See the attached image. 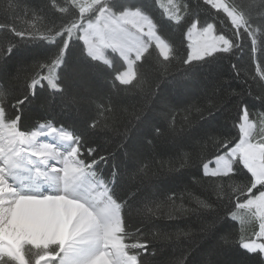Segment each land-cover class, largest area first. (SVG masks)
<instances>
[{"label": "snow or ice", "instance_id": "1", "mask_svg": "<svg viewBox=\"0 0 264 264\" xmlns=\"http://www.w3.org/2000/svg\"><path fill=\"white\" fill-rule=\"evenodd\" d=\"M32 17L48 22H0V31L12 34L0 44V70L14 57L31 60L34 70L20 96L11 80L0 84V264H155L159 235L192 241L170 264H264V111L254 113L248 99L264 110V11L253 17L236 0H46ZM246 45L255 68L243 75L232 61L242 59ZM224 59L244 87L221 81L191 106L207 130L201 124L177 132L169 113L167 125L136 138L163 86ZM109 69L115 91L107 103L93 102L98 115L119 105L116 82L145 99L127 113L114 143L101 138L116 129L92 112L79 128L53 120L25 126L40 90L62 100L91 92L92 75ZM233 102L235 117L226 115ZM185 111L191 127L197 121ZM209 144L211 151H196ZM152 153L168 156L161 167L167 163L178 181L163 199L146 183ZM193 212L202 217L195 231H152L160 219ZM233 254L241 259H224Z\"/></svg>", "mask_w": 264, "mask_h": 264}, {"label": "trees", "instance_id": "2", "mask_svg": "<svg viewBox=\"0 0 264 264\" xmlns=\"http://www.w3.org/2000/svg\"><path fill=\"white\" fill-rule=\"evenodd\" d=\"M195 2V0H193ZM236 2L245 10L250 11L253 17L261 11H264V4L261 0H236ZM12 4V9H9V4ZM46 3V0H0V22H15L17 27H29L31 24L39 26L42 23H47V20H34L32 17V9H38ZM14 13V17H13ZM49 16L52 14L49 12ZM168 35L169 33H165ZM173 38L179 40L180 34H172ZM12 38L10 32L0 31V44H6L8 39ZM162 60V58H160ZM233 63H238L243 75H247L249 72H254L255 66L251 63V54L248 50V45L245 46V54L242 55V59L237 61L233 58ZM32 61L26 58L14 57L9 66L5 70H0V84H5L11 80L12 91L14 96H20L25 91V82L33 74V68L31 67ZM119 69V65H117ZM174 70V69H173ZM111 70L101 72L99 74H93L91 92L79 89L70 93L68 97L63 100L58 96H54L50 89H42L38 95L41 100L34 101L28 106L27 117L24 120L25 126H32L37 123L44 122L45 120H53L63 124L66 127L75 126L81 127V120L83 116L92 112L93 115H97V118L104 122H107L113 126L114 129L109 130V135L104 136L101 140L107 144H112L123 133V123L126 122L127 113L133 110H139L145 105L144 93L137 90L136 92H128L124 89L127 86H117L122 90L119 97V105L114 108L112 112L105 113L103 116L98 115L94 111V103L99 104L101 102L107 103L110 92H114L112 89L113 75H110ZM234 73L231 68V64L227 59L221 60L218 64L213 65L210 69H204L198 73L194 78L188 77L180 83L170 82L167 86H163V90L160 94V98L154 103L148 102L150 107L149 120L146 125L137 132L136 138L142 137V133L152 125H167L171 117L169 113L176 115V130L180 132L183 128L184 131H195L203 124L202 121H197V113L195 109L191 108L193 104L202 102L201 98L205 93H210L221 81H227L232 88L239 91L241 87H244L242 80L232 79ZM15 78V79H13ZM253 90L258 91V87L253 84ZM223 95V91H221ZM74 97V99L72 98ZM91 97V99H90ZM47 98V102L44 103L43 99ZM250 103L255 104L253 112L264 111L259 107V102L255 101L253 97H248ZM234 102L228 105V112L226 115L235 117L237 110L233 106ZM186 109H191V115L189 119L197 121L193 123L191 127L183 120V117L187 114ZM126 110V111H125ZM147 110V109H146ZM225 122L224 116H221L219 123ZM231 126V121H228ZM205 130L210 126L203 124ZM211 151V145L205 146L201 149L199 146L196 151L199 152ZM155 160L149 163L145 160V164L149 165L148 176L150 186L154 192L157 193L160 199H163V194H167L171 189L177 186V179L175 173L167 171V163L161 167V160L167 162L168 156H159L156 153ZM187 171L196 172V167H190ZM184 181L187 182L191 179L190 176H185ZM197 194H200V188L193 189ZM186 206L194 208V204H187ZM202 217L197 213H188L181 216L177 220H168L166 218L160 219L156 222L157 226L152 228V231L174 234L178 229L187 230L192 228L193 231L198 229L199 223ZM135 223V221H134ZM192 241L181 236L180 239H176L175 235H172L169 239H164L162 235L157 236L155 240V247L157 248V254L155 256V264H170V261H175L181 255V253L191 245ZM199 255L193 257V259H199ZM225 260L229 259H241L240 256L233 254L232 256H225Z\"/></svg>", "mask_w": 264, "mask_h": 264}]
</instances>
